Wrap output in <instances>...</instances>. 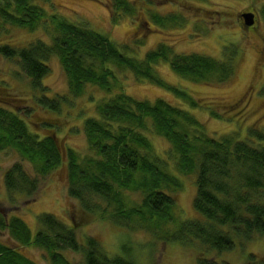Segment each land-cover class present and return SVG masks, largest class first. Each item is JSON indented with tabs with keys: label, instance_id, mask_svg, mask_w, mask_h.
I'll return each instance as SVG.
<instances>
[{
	"label": "trees",
	"instance_id": "1",
	"mask_svg": "<svg viewBox=\"0 0 264 264\" xmlns=\"http://www.w3.org/2000/svg\"><path fill=\"white\" fill-rule=\"evenodd\" d=\"M129 4L127 0H115L116 8ZM262 14L264 18V7ZM153 20L164 22L156 15ZM171 20L175 22L176 18ZM41 22L50 36L48 41L38 39L21 48L1 43L0 54L19 60L32 89L28 98L33 97L50 114L45 120L59 113L66 101L63 95L51 97L43 83L51 71L49 61L53 57L58 58L66 73L70 94L81 95L87 85L117 92L98 102L96 114L84 119V132L92 153L80 158L74 149L59 140L55 122L31 114L32 108L27 111L33 120H26L19 107L6 100L27 97L0 85V99L14 106L0 103V151H11L18 157L4 174L11 200L20 195L37 196L46 177L66 160L68 192L79 201L85 218L98 211L104 217L108 211L105 206L113 205L117 223L138 215L155 220L161 228L174 220L173 195L181 182L157 156L148 136L151 132L170 143L182 171L196 173L193 206L201 218L177 223L179 235L174 239L186 243L198 240L209 249L223 252L235 246L236 237L248 240L255 234H264V147L254 146L248 139H238L233 133L211 136L198 117L183 106L162 98L154 102L137 99L124 91L119 79L120 71H131L136 78L161 86L195 108L196 100L163 80L154 70V64L165 60L174 72L196 81H226L236 71L235 46L225 45L222 59L199 53H172V48L165 45L136 59L127 53L130 46L117 44L85 23L49 15L36 0H0V33L5 25L34 30ZM35 123L48 132L42 135L44 131L34 130L31 126ZM126 189L143 192L139 208H125ZM74 226L43 212L37 217L38 228L33 233L21 217L14 215L6 219L0 211V230H7L8 237L17 243L0 241V264H39L23 254L19 246L42 249L50 264H73L64 255L65 250L82 253L84 264H140L132 257L107 255L93 236L81 243ZM248 260L247 264H255L253 253Z\"/></svg>",
	"mask_w": 264,
	"mask_h": 264
},
{
	"label": "rangeland",
	"instance_id": "2",
	"mask_svg": "<svg viewBox=\"0 0 264 264\" xmlns=\"http://www.w3.org/2000/svg\"><path fill=\"white\" fill-rule=\"evenodd\" d=\"M127 1L129 5L116 8L115 0H36L49 15L55 14L74 23H85L117 44L130 46L127 53L136 59L144 58L147 52L161 45L171 47L172 53H199L222 59L225 45L235 46L236 71L226 81H196L174 72L165 60L154 64V70L163 80L185 90L196 100L198 106L195 108L161 86L136 78L131 71H120L119 79L124 91L137 99L154 102L162 98L171 104L183 106L198 117L211 136L233 133L238 139H248L254 146L264 147V0H182L179 3L173 0ZM161 2H165L161 13L174 16L179 20V25L166 30L160 25L159 33L155 29L157 24L153 16ZM251 10L257 13L258 22L254 29L249 30L243 28L238 15ZM49 38L42 22L34 30L9 24L0 33V44L8 43L21 48L38 39L48 41ZM49 65L51 71L43 78V83L49 88V95L53 98L66 97L60 112L53 113L51 120H45L50 114L38 106L33 97L28 98L32 95V89L19 60L0 54V85L9 87L16 95L27 97L25 100L6 101L16 104L28 121L33 120L29 116L30 111H27L32 108L31 114L55 122L59 140L74 149L80 158H84L92 153L84 132V119L95 115L98 102L117 90L107 92L98 86L87 85L81 95L74 96L69 93L68 79L58 58L50 59ZM8 102L0 99V103L14 108ZM41 126L35 123L31 127L44 131L41 133L44 135L48 130ZM148 136L166 170L181 182L175 193L171 192L176 202L174 223L172 220L159 228L155 220H145L138 215L123 219L124 224L117 223L113 205L105 206L108 211L104 217L98 211L85 218L86 213L82 212L79 201L68 192L66 160L46 177L37 196L20 195L13 201L6 190L4 174L18 157L7 150L0 151V209L6 219L14 215L21 217L33 233L38 228V215L52 213L67 224L74 226L73 223H76L74 227L81 243L88 236H93L99 240L107 255L132 257L140 264H200V259L207 260V263L247 264L251 253L255 256V264H264V234H255L248 240L236 237L235 246L223 252L209 249L198 240L186 243L174 239L179 235V231L176 232L177 223L201 218L193 206L196 173L185 172L178 167L171 145L165 138L151 132H148ZM123 194L127 202L125 208L140 207L143 192L126 189ZM8 236L7 230H0L1 242L16 245ZM166 236L168 239H165ZM18 248L37 263L50 264L42 249L36 246ZM63 253L73 264H84L82 253L72 250Z\"/></svg>",
	"mask_w": 264,
	"mask_h": 264
},
{
	"label": "flooded vegetation",
	"instance_id": "3",
	"mask_svg": "<svg viewBox=\"0 0 264 264\" xmlns=\"http://www.w3.org/2000/svg\"><path fill=\"white\" fill-rule=\"evenodd\" d=\"M173 1H176L177 3H179V2H182V0H173ZM165 4V2H161L160 3V5H159V7L157 8V13H155L154 15H156L157 17L158 16H161L162 18H163V20H164V22L161 24L160 22H158V21H154V23L155 24H157V26H155V29L156 30H158V27L161 25V27L163 28V29H167V28H170V27H174L175 25H179V20H175V22H174V20H171L172 19V17L171 16H165L166 14H162L161 13V9H163V7L165 6L164 5ZM245 12H253L254 14H255V23L252 25V26H247L246 24H245V21H244V18L242 17V14L243 13H245ZM239 18H240V20H241V24H242V26H243V28H247V29H249V30H252V29H254L255 28V26H256V24H257V22H258V15H257V13L255 12V11H244V12H241L239 15ZM174 17V16H173ZM145 24H147V22H145ZM154 29V28H153ZM158 32H159V30H158ZM160 33V32H159ZM166 33H168L167 31H166ZM0 211L3 213V211L0 209Z\"/></svg>",
	"mask_w": 264,
	"mask_h": 264
},
{
	"label": "water",
	"instance_id": "4",
	"mask_svg": "<svg viewBox=\"0 0 264 264\" xmlns=\"http://www.w3.org/2000/svg\"><path fill=\"white\" fill-rule=\"evenodd\" d=\"M242 17L247 26H252L255 23V14L253 12H245L242 14Z\"/></svg>",
	"mask_w": 264,
	"mask_h": 264
}]
</instances>
